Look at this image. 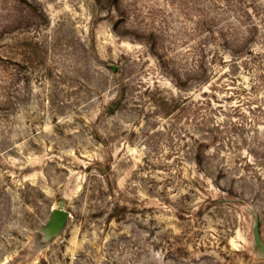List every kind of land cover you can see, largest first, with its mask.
Segmentation results:
<instances>
[{
  "label": "rangeland",
  "instance_id": "obj_1",
  "mask_svg": "<svg viewBox=\"0 0 264 264\" xmlns=\"http://www.w3.org/2000/svg\"><path fill=\"white\" fill-rule=\"evenodd\" d=\"M0 264H264V0H0Z\"/></svg>",
  "mask_w": 264,
  "mask_h": 264
},
{
  "label": "water",
  "instance_id": "obj_2",
  "mask_svg": "<svg viewBox=\"0 0 264 264\" xmlns=\"http://www.w3.org/2000/svg\"><path fill=\"white\" fill-rule=\"evenodd\" d=\"M68 215H69L68 211L64 209H56V222H61L65 220L68 217ZM255 233H256L257 240H259L258 239V235H259L258 228H256Z\"/></svg>",
  "mask_w": 264,
  "mask_h": 264
}]
</instances>
